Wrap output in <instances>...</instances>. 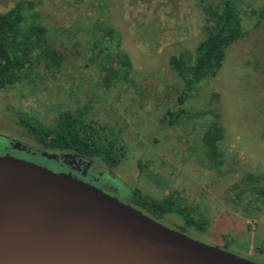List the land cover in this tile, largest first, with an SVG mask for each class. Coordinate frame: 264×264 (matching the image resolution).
I'll list each match as a JSON object with an SVG mask.
<instances>
[{
    "label": "rangeland",
    "instance_id": "obj_1",
    "mask_svg": "<svg viewBox=\"0 0 264 264\" xmlns=\"http://www.w3.org/2000/svg\"><path fill=\"white\" fill-rule=\"evenodd\" d=\"M218 1L0 0L1 11L21 5L23 25H44L48 44L60 53L51 69L41 62L0 87V154L8 149L5 137L44 151L17 124L16 112L51 126L60 112L81 108L123 150L116 167L96 161L114 195L131 203L137 190L157 199L171 194L205 220V230L185 233L264 264L257 249L264 247V0H232L242 37L214 78L188 91L184 102L177 99L182 79L171 58L193 57L205 8ZM121 54L128 61L122 70ZM169 112L176 113L172 122ZM214 121L223 129L220 168L205 162L200 141ZM40 155L43 165L59 169L54 158ZM247 175L256 179L246 182ZM157 221L183 224L173 214Z\"/></svg>",
    "mask_w": 264,
    "mask_h": 264
},
{
    "label": "water",
    "instance_id": "obj_2",
    "mask_svg": "<svg viewBox=\"0 0 264 264\" xmlns=\"http://www.w3.org/2000/svg\"><path fill=\"white\" fill-rule=\"evenodd\" d=\"M0 264L263 263L170 228L70 174L0 155Z\"/></svg>",
    "mask_w": 264,
    "mask_h": 264
},
{
    "label": "trees",
    "instance_id": "obj_3",
    "mask_svg": "<svg viewBox=\"0 0 264 264\" xmlns=\"http://www.w3.org/2000/svg\"><path fill=\"white\" fill-rule=\"evenodd\" d=\"M205 13L204 36L196 46L193 57L184 59L179 53L171 58L173 69L182 79L181 91L177 96L180 103L184 102L188 91L216 76L227 49L243 35L241 12L232 0H219L216 5L206 7ZM23 21L19 3L6 11L0 9V87L13 85L36 64L42 62L44 68L51 69L60 59V53L45 38V26L40 23L26 26ZM36 49H40V53L34 55L33 50ZM126 62V55L121 54L118 62L120 70L124 69ZM110 79H104L105 85L109 84ZM175 115L168 113L170 122ZM15 118L17 124L47 150L69 151L88 160H99L110 167L118 166L124 154L121 146L108 136L109 131L87 117L81 108L60 112L51 126L18 112ZM222 137L223 129L216 121L210 122L202 131L201 148L209 167L220 168L223 164L219 149ZM255 179L251 175L244 177L246 182ZM232 188L238 189L235 192L237 197L243 192L239 183L235 182ZM130 202L156 220H162L168 214L177 216L183 221L182 225L175 227L179 231L186 232L188 227L199 231L206 228L204 219L197 218L189 207L179 204L171 194L157 199L137 190ZM257 249L264 252V247Z\"/></svg>",
    "mask_w": 264,
    "mask_h": 264
},
{
    "label": "flooded vegetation",
    "instance_id": "obj_4",
    "mask_svg": "<svg viewBox=\"0 0 264 264\" xmlns=\"http://www.w3.org/2000/svg\"><path fill=\"white\" fill-rule=\"evenodd\" d=\"M5 138L8 139L9 141L8 149L3 154H0V155L13 156V157L20 158V159L38 162L40 164L42 163L43 165V161H39L37 157H41V159L42 158L46 159L40 154L41 153L43 154L44 152L49 151V150L44 148V149H41L44 151L40 153L37 151L38 149L32 148L31 146H27L25 144H21L20 142H17L14 139H11L9 137H5ZM50 151H52L56 155L54 162L57 164V167L59 168L56 170V172L70 174L71 176L78 178L82 180L83 182H86L95 187L103 189L105 192H107L105 189L111 190L113 192L111 194L113 195L114 193H117L114 187L112 186V183L109 182L110 180L103 181V178L105 176L103 175V172L95 171V167L97 166L96 161H99V160H96V159L88 160V159L79 157L76 154L69 152V151H62V150H50ZM15 152L23 154L24 157L13 155V153Z\"/></svg>",
    "mask_w": 264,
    "mask_h": 264
}]
</instances>
